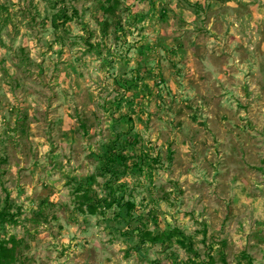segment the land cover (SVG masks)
<instances>
[{
    "label": "rangeland",
    "instance_id": "374dc122",
    "mask_svg": "<svg viewBox=\"0 0 264 264\" xmlns=\"http://www.w3.org/2000/svg\"><path fill=\"white\" fill-rule=\"evenodd\" d=\"M112 1L0 0L11 264H264V0Z\"/></svg>",
    "mask_w": 264,
    "mask_h": 264
},
{
    "label": "trees",
    "instance_id": "16d2710c",
    "mask_svg": "<svg viewBox=\"0 0 264 264\" xmlns=\"http://www.w3.org/2000/svg\"><path fill=\"white\" fill-rule=\"evenodd\" d=\"M117 0L112 1L111 4L107 6H102L105 13H113L115 6H116ZM62 17V16H58ZM57 17V18H58ZM63 17L67 19V15L63 14ZM53 20L54 23H56V19ZM103 25H106L107 22H103ZM105 26H103V29ZM135 144V140H130L129 138H125L122 143L116 144L113 143L110 152L104 156L103 164L100 168L101 173L109 172L111 175H113L115 178L119 175V173H125L128 167L127 159L128 154L125 153V149L127 147H132V145ZM131 152V151H130ZM132 153V152H131ZM106 154V153H105ZM120 167H122L120 169ZM79 198H81L80 202V209H82V206H86V211L90 214H94L97 210V204L93 202L89 197L86 191H84ZM114 197H112L110 200L104 199L103 207L109 208L111 207L114 202H117ZM126 209L130 210L133 208V203L126 201L125 202ZM84 210V209H83ZM5 212L0 211V220L5 221V218L3 216ZM141 239V238H140ZM143 240V239H141ZM15 259V244H14V238H10L6 241H0V264H11ZM226 264V263H225Z\"/></svg>",
    "mask_w": 264,
    "mask_h": 264
}]
</instances>
